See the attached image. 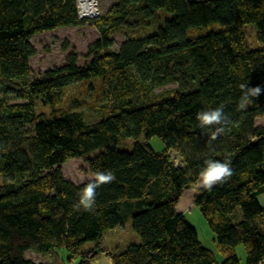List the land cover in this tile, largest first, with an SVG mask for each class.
<instances>
[{
  "label": "trees",
  "instance_id": "1",
  "mask_svg": "<svg viewBox=\"0 0 264 264\" xmlns=\"http://www.w3.org/2000/svg\"><path fill=\"white\" fill-rule=\"evenodd\" d=\"M159 9L173 15L155 33L112 49L115 32L149 26ZM89 21L98 38L86 61L71 51L32 78V35L81 25L77 1L0 0V264H53L25 253L55 248L68 264H91L103 234L127 221L134 240L108 254L111 264H241L244 255V264H264V0H115ZM82 83L101 100L95 120L62 104L65 89ZM172 83L170 95L152 99L154 88ZM241 84L261 89L244 109ZM217 107L228 123L210 141L216 126L200 128L196 117ZM155 136L162 151L148 144ZM126 138L132 148H118ZM96 150L87 159L92 178L64 179V162ZM208 159H230L233 170L194 197L219 260L177 209ZM107 171L115 180L96 189L93 211L75 210L83 188Z\"/></svg>",
  "mask_w": 264,
  "mask_h": 264
},
{
  "label": "rangeland",
  "instance_id": "2",
  "mask_svg": "<svg viewBox=\"0 0 264 264\" xmlns=\"http://www.w3.org/2000/svg\"><path fill=\"white\" fill-rule=\"evenodd\" d=\"M113 2H115V0H98L99 6L97 15L99 11L100 13L105 12ZM172 15V13L166 11L165 9H159L156 10L155 16L149 26L135 29L133 30L134 32L132 30L130 31L126 29H121L115 32L112 36L114 41L112 49H117L119 44L126 37L133 35L142 36L155 33L159 27L163 25L165 20L171 18ZM91 18L82 19L83 23L78 26L59 27L32 35L31 42L35 49V54L30 59L32 78L41 75L47 69L62 65L65 61L66 54L71 51H74L77 54L79 65L86 61L85 55L87 54L88 45L98 38V31L89 21ZM245 32L250 47H258L260 44L256 37L254 25L247 24L245 26ZM87 86L88 84L82 83L67 87L64 92L62 104L64 106H70V101H72L84 114L86 120L91 121L99 117L102 113V110H97L99 109L98 100H100V98L94 100L95 96L91 95V91L88 90ZM175 88L176 83L154 88L152 99L170 95L171 91H173ZM48 110V107L37 104L38 112H47ZM139 140L143 141L142 137H140ZM133 143V138H126L122 143L117 144V147L120 149L130 150L133 146ZM148 144L155 151H162L164 149L163 142L159 137L156 136L150 138L148 140ZM100 150L102 149L100 148ZM100 150L91 152L88 154V156L76 157L64 162L61 165V171L64 179L74 184H80L92 178V174L89 172L87 159L98 153ZM3 180H6L5 177L0 176V182ZM196 191L197 190L194 188L185 190L182 197L178 201L177 209L180 211V213L185 215L186 221L196 228L198 238L202 245L211 248L215 252L217 250L213 241L212 232L209 229L199 208L194 206V197L196 195ZM258 199L260 202H263L261 196ZM134 237L135 236L129 221H127L125 225L116 228L115 230H107V232L103 234L100 242V248L102 250L91 264H102L104 263L103 261H106V264H111L112 262L109 259L108 254L117 249H121L125 245H128L129 242L134 240ZM92 245L93 243L88 242L82 247V249H89L92 247ZM243 251L245 253L244 248L241 246L236 249V252L239 256ZM216 254L218 260L221 259V255L218 253V251ZM67 255L68 253L64 248H55L54 251L47 253V255H43L32 250L25 253V257L27 259L36 263L50 262L53 264H68L66 260ZM245 259L246 256L244 255L241 264L245 263Z\"/></svg>",
  "mask_w": 264,
  "mask_h": 264
},
{
  "label": "clouds",
  "instance_id": "3",
  "mask_svg": "<svg viewBox=\"0 0 264 264\" xmlns=\"http://www.w3.org/2000/svg\"><path fill=\"white\" fill-rule=\"evenodd\" d=\"M240 89L243 94V98L239 105L240 109H244L246 107L245 100L247 97H256L261 92L260 87H248L245 84H241ZM196 118L199 122L198 126L200 128L216 126L215 130L210 135V141L218 139L219 136L221 134H224L226 131L225 126L228 123V117L225 116L223 107H217L207 111H201L197 114ZM232 175L233 170L231 167L230 159L227 162H220L215 159H208L205 161V166L201 169L199 173V179L193 185V187L197 191H211L213 186L227 182L228 179L232 177ZM114 180L115 175L111 171L98 172L93 178V180L83 188L82 192L79 195L78 202L74 205V209L77 211H93L97 195L96 189L104 184H109Z\"/></svg>",
  "mask_w": 264,
  "mask_h": 264
},
{
  "label": "built area",
  "instance_id": "4",
  "mask_svg": "<svg viewBox=\"0 0 264 264\" xmlns=\"http://www.w3.org/2000/svg\"><path fill=\"white\" fill-rule=\"evenodd\" d=\"M82 2L83 0H77V12L78 16L80 19H86V18H91L97 15L98 11V2L97 0H94L93 4V9L89 15H86L85 12L82 10Z\"/></svg>",
  "mask_w": 264,
  "mask_h": 264
},
{
  "label": "bare ground",
  "instance_id": "5",
  "mask_svg": "<svg viewBox=\"0 0 264 264\" xmlns=\"http://www.w3.org/2000/svg\"><path fill=\"white\" fill-rule=\"evenodd\" d=\"M82 2V10L85 12L86 15H89L93 9V2L94 0H83Z\"/></svg>",
  "mask_w": 264,
  "mask_h": 264
},
{
  "label": "crops",
  "instance_id": "6",
  "mask_svg": "<svg viewBox=\"0 0 264 264\" xmlns=\"http://www.w3.org/2000/svg\"><path fill=\"white\" fill-rule=\"evenodd\" d=\"M261 197H262V200H263V202H262V204L264 205V194L263 195H261ZM179 211V210H178ZM180 212V211H179ZM215 243V242H214ZM205 246V245H204ZM206 247V246H205ZM104 263H102V264H106V261H103ZM95 264H98V263H95Z\"/></svg>",
  "mask_w": 264,
  "mask_h": 264
}]
</instances>
